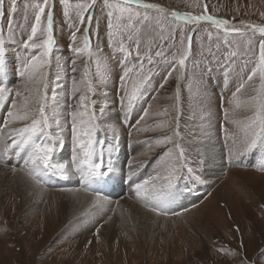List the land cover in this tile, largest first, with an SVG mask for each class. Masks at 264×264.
Returning a JSON list of instances; mask_svg holds the SVG:
<instances>
[{
	"label": "rangeland",
	"instance_id": "rangeland-1",
	"mask_svg": "<svg viewBox=\"0 0 264 264\" xmlns=\"http://www.w3.org/2000/svg\"><path fill=\"white\" fill-rule=\"evenodd\" d=\"M85 2L66 0L65 4L62 0H48L53 9L55 44L47 64L37 72L39 83L20 77L15 70L10 71L6 83L11 98L0 105L2 166L7 169L25 167L23 159L13 152L4 154V144L11 142L9 128L23 127L30 119L3 127L8 111L15 110L13 103L23 111L21 106L25 100L30 111H38L40 103H45L50 136L55 138L60 134L65 140L63 150H58L54 159L71 166L72 114L79 108V97L87 94L92 101L88 112L97 118V140H105V159L108 144L115 145L116 136H119V151L112 154L114 166L120 157L126 165L129 163L132 155H125L129 145L140 144L142 148L135 156L139 160L133 165L129 163L124 170L126 185L132 180L136 182L134 185L138 184L140 177L137 181L135 177L140 170L144 175L147 166L156 164L162 170L167 159L165 152L172 147L165 141L166 136L177 143L183 141L187 156L178 173L180 194L173 210L160 215L175 213L171 217L174 219L196 210L170 221L169 227L159 223L146 225L122 212L115 214L116 202L109 207H103V203L78 207L69 203L61 205L60 198L76 189L96 195L81 184L79 174L69 180L61 179L56 187H46V182L44 188L52 193L39 197L35 205L28 199L22 201L19 193L0 190V264H241V261L264 264V145L258 141L255 148L239 155L230 151L242 148L253 131H259V124L254 128L252 124L261 81L258 72L251 81L248 76L257 69L261 37L247 26H264V0H145L169 12L227 20L226 27L239 28L244 35L235 32L226 35L223 28H215L207 21L197 25L169 18L158 24L159 14L149 10V21L143 24L133 21L132 29L121 32L113 29L111 46L107 16L110 9L105 7V0H96L95 8L90 9L93 20L88 23L86 13L82 24L77 9ZM109 2L115 4L117 0ZM38 3L43 0H17V10L11 13V0H2L0 29L12 69L21 67L27 58L42 51L23 47L35 23ZM46 12L34 38L36 43L46 38ZM10 17L13 19L12 39L9 38ZM85 27L89 28V48L94 57L99 58V69L96 58L73 51L83 47ZM180 28L185 34L183 45ZM173 29L176 30L174 38ZM121 42L125 53L119 51ZM185 49L188 56L185 67L180 68L173 54L178 59ZM157 51L164 55L155 56ZM127 52L131 55L125 60ZM147 54L153 57L151 65ZM141 62L145 69L143 75H148L149 79L129 105L125 92L130 95L134 83L140 79ZM126 71L128 76L122 83L121 76ZM89 83L91 92L87 90ZM197 89L198 99L193 101ZM17 92L21 95L17 96ZM105 105L106 110L101 114L99 109ZM83 118L88 119V116ZM205 134L211 138L209 150L189 147L193 137L202 141ZM189 168L194 172H189ZM196 175H200V181L195 180ZM112 181L114 189L118 188L115 178ZM185 185L190 192L184 191ZM104 194L100 193L102 200L111 195ZM127 195L124 187L120 196ZM149 204L145 203L147 207Z\"/></svg>",
	"mask_w": 264,
	"mask_h": 264
},
{
	"label": "snow or ice",
	"instance_id": "snow-or-ice-1",
	"mask_svg": "<svg viewBox=\"0 0 264 264\" xmlns=\"http://www.w3.org/2000/svg\"><path fill=\"white\" fill-rule=\"evenodd\" d=\"M62 3L66 4V0H62ZM96 0H91V2H86L78 5L77 14L80 23H85V14L87 13V21L90 23L93 20V13L90 9L95 8ZM135 6V7H133ZM105 7L110 9L107 12L108 16V37L109 44H112V38L114 36L115 29L116 32H121L124 29H132L134 27L133 21L143 24L145 21H149L151 16L149 15V10H155L159 14L157 17V23L159 24L162 20L172 19L174 21H183L186 24H200L201 21L210 22V24L215 28H223L225 34L229 32H235L240 35H244L239 28H228V21L224 19L213 18L210 15H200L194 16L191 14L180 13L178 11H170L165 9L157 3H148L145 0H117L115 4L110 3L109 0H105ZM0 8H2V0H0ZM47 9V12H46ZM141 9L143 12H141ZM17 10V0H11L10 12L15 13ZM46 12L48 19V27L44 29L46 33V38L40 43H36L34 38L36 37L38 26L41 24V17ZM0 11V15H2ZM65 16L68 15L67 10H65ZM113 17H115L116 23L113 24ZM127 21L123 24V21ZM52 22H53V9L49 6L48 0H43V3H38L35 10V23L31 27V34L28 35L27 40L23 42V47L25 49H42L39 55H32L27 58L21 67L12 69L10 67V57L8 48L6 47L5 40L3 39V31L0 29V105H3L6 99L11 98V91L7 87V78L10 71L15 70L20 77H27L28 80L39 83L37 78V72L42 69L45 64H47L50 53L52 52L55 41L52 35ZM10 39H12V28L13 19L10 17L8 21ZM254 33H259L261 39L259 41V61L257 69L254 70L249 76L248 80L251 81L259 73L260 87L257 90L259 104L257 106V111L255 113V119L253 120L252 127L258 123L259 131H253L250 139L247 140L242 148H234L230 150L236 154H243L244 152L250 151L257 146L258 141L261 145H264V26L260 25H248ZM80 29L77 28V31ZM138 31V30H137ZM175 29H173V38L175 36ZM180 31V43L183 45L185 34L183 28ZM89 28H84V45L83 47H76L73 49L76 53H83L88 55L90 58L97 59V66L99 69V58L94 57V54L89 48V37L87 33ZM72 39H76V33L73 32ZM129 39L131 36L129 35ZM190 39V38H189ZM14 42V41H13ZM138 44V41H137ZM119 51L125 53V45L123 42L119 45ZM138 51V48H137ZM131 53L127 52L125 55V60L130 56ZM164 52L157 51L155 56H163ZM188 56V49H185L176 59V54H173V59L180 66V68L185 67V62ZM139 59V56L137 57ZM123 62V61H122ZM148 64L153 63V57L151 54H147ZM145 69L143 62L139 66L138 73L140 74V79H138L132 88V92L125 95L128 98L129 105L139 94L141 87L149 79L148 75H143ZM171 73H169L170 75ZM40 77L43 73L39 74ZM128 76L126 71L123 76H121L122 83H125V78ZM198 82V81H197ZM243 87V85H241ZM77 89L74 88V92ZM88 92L93 91L91 84L87 86ZM240 89L238 88L237 91ZM192 89L190 88V92ZM40 92V89H37ZM17 96L21 93L17 92ZM176 98L179 100L180 93L177 91ZM193 101L198 99V89L197 95L192 97ZM92 103L88 99L87 94L81 95L79 97V108L77 112L72 114V126H71V166L64 162H59L54 159V154L58 150H63L65 146V140L62 135L57 134L55 138L51 137L48 132L49 119L46 114L45 103L41 102L38 111L28 110V102L21 106L24 110L21 111L18 106L13 103L12 108L15 110H9L7 118L3 125L7 128L9 124L16 121H27L30 119V123H25L23 127L19 128H9L8 135L11 137L10 143L4 144V154L13 152L17 157L24 160L26 169L29 175L36 181L37 184L42 183V177L51 176L62 180H69L74 174H79V179L82 185H84L88 190L95 192L94 204L101 203L100 191L104 185L109 181L113 180L115 177V168L113 165V153L119 151V136L115 137V145L108 144V155L105 159L104 145L105 140H97L96 137V116L94 113L88 112V105ZM123 103V97H122ZM82 110V111H81ZM106 110V105L102 106L99 111L101 114ZM147 110H145V115ZM87 115L88 119L83 117ZM143 119V117H141ZM59 126V123L57 122ZM2 132V129H0ZM210 137L206 134L203 140L193 137L189 142V147L195 149L197 147H203L207 151L208 142ZM165 141L172 147L165 152L167 159L162 164V170L156 176H150L147 180L140 184L135 185L136 194L138 196H143L146 202H152V210L159 213L165 212L167 206L176 199L180 194L178 190V173L180 169L184 166L183 160L186 158L187 153L184 151L183 141L177 143L174 138L165 137ZM179 149V151H175ZM200 156V153H197ZM204 163H207L204 160ZM197 166H199L197 164ZM189 172H194L193 168L188 169ZM195 180L200 181V175H196ZM131 179V176H129ZM159 182V183H157ZM184 191L190 192L191 189L185 185ZM241 264H246V261H241Z\"/></svg>",
	"mask_w": 264,
	"mask_h": 264
},
{
	"label": "bare ground",
	"instance_id": "bare-ground-1",
	"mask_svg": "<svg viewBox=\"0 0 264 264\" xmlns=\"http://www.w3.org/2000/svg\"><path fill=\"white\" fill-rule=\"evenodd\" d=\"M111 116H112V114H111ZM1 147L3 149V145H1ZM127 148H128V154H126L127 152H125V155H130V156L132 155L131 156L132 160L130 159L129 163L131 165H133L135 161L139 160V157H135V156H137L136 153L140 154L139 151H141L142 148H141L140 144L138 146L132 144V145H129ZM2 149H0V190H7V191H13L14 193H19V195L21 197L20 199L22 201H24L25 199H28L29 201H31L33 203V205H35V203L37 202V199L39 197H42L45 193H52V192L47 191L44 188V185L46 184V182L48 184L52 183L54 181V180H52V178H54V177H51V176L42 177L41 178L42 183L37 184L33 178H30L31 176L29 175V173H27L26 167H23V168L21 167L23 169L22 171L19 170L21 168L7 169L6 167H3L2 166V156H1ZM121 151H124V150L122 149ZM210 158H211V156H210ZM121 159L122 158L120 157L118 159V163H116L114 166L115 177H116L114 184L118 185V188L115 187V189H114V186H113V188H112L113 190H112L111 195L110 194L107 195L104 198L106 200L101 199V203H103V207H105V206L109 207L110 205L114 204L113 202H116L117 206H116L115 214L116 213L118 214L120 212L125 213V214H129L130 216L134 217L136 220L144 222V224H146V225L149 224L152 226L157 224V223H159L160 225L169 226L170 221L178 220V219L182 218L184 215L190 214V213H192V211L196 210V208H195V210L194 209L189 210L188 212H186V214L183 213V215L182 214L178 215L174 219L171 217H172V214L174 215L175 213H171L169 215L164 213L163 215H160V213L157 211H153L154 213L148 211L147 209L152 210L150 208V204H149V203H151V205H152V202L148 201L149 202L148 203L145 201L143 196H138L136 194V189H135V185H134L136 182L134 183V181L131 179L132 180L131 184L129 183L128 185H126L124 183V181H123V180H125L124 179V176H125L124 170H127L126 168L129 166V163H127V165H126L124 160H121ZM23 163H24V160H23ZM210 165H212V164H209V166ZM23 166H25V164ZM157 166H156V164L155 165L152 164L151 166H147L146 171L143 172L144 175H141L142 172L140 170L139 175H138V173L136 174L138 176L135 177L136 178L135 181H137V178L140 177L138 179L140 181L138 184H140L143 181H145L150 175L155 174V176H156L158 173L161 172V169ZM24 169H25V171H24ZM159 170H160V172H159ZM127 174H129V173H127ZM67 182H69V181H67ZM112 183H113V181H112ZM124 187H125V191H127L128 195L125 197L124 196L121 197L120 194L122 192H124ZM74 189H76V188H74ZM187 196L188 195H186V197ZM182 198H183V196H182ZM187 198L189 199V197H187ZM60 199H61V205H63L64 203H69L71 205H74L75 207H78V205L82 206L85 204H88V205L93 204V201L95 199V195H93V194L88 195V194H86L80 190L78 191V189H76L75 191H70V194L68 196H66L64 198H60ZM188 199H185L186 203H187ZM175 202H176V200L172 201L167 206V208L165 209V212L173 210ZM145 203L149 204L148 205L149 207H147L145 205ZM202 205H201V207H202ZM198 208H200V206L197 207V209Z\"/></svg>",
	"mask_w": 264,
	"mask_h": 264
}]
</instances>
